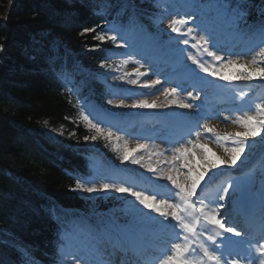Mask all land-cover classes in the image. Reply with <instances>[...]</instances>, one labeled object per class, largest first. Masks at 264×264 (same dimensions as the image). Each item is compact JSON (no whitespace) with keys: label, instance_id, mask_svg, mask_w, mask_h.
Masks as SVG:
<instances>
[{"label":"trees","instance_id":"16d2710c","mask_svg":"<svg viewBox=\"0 0 264 264\" xmlns=\"http://www.w3.org/2000/svg\"><path fill=\"white\" fill-rule=\"evenodd\" d=\"M128 1L149 26L153 2ZM241 3L245 23L264 16V0ZM120 9V0H0V264L23 259L10 244L44 264H64L45 223L48 206L101 210L122 197L71 190L67 171L83 167L81 148L106 149L107 139L86 125L48 69L61 55L49 52L66 48L97 72L113 44L93 37ZM85 28L96 32L81 35Z\"/></svg>","mask_w":264,"mask_h":264},{"label":"snow or ice","instance_id":"6c2138e0","mask_svg":"<svg viewBox=\"0 0 264 264\" xmlns=\"http://www.w3.org/2000/svg\"><path fill=\"white\" fill-rule=\"evenodd\" d=\"M213 7L217 12L218 18L231 29L232 35L241 36L246 44V48L241 53L228 54L227 59L220 54L219 39L215 29L203 28L200 24L194 23L196 17L193 15L176 16L173 15L168 20L167 27L172 33L183 39L175 40L168 38L170 44L189 45L198 52H202L211 58L210 62H204L189 55L188 59L192 64L196 65L201 72L209 76H216L220 80L226 81L228 84L233 83V79L242 81H252L259 79L264 81V24L247 32L241 31L239 28V20L242 13L233 8L229 0H214ZM164 19L163 16L158 17L156 22L160 23ZM96 32L95 28H85L81 35ZM101 43L106 40L112 41L117 48L127 47V42H119L122 40L119 33L109 29V31H101L94 37ZM178 51H183L178 49ZM251 55V59L240 63L245 56ZM105 63H101L100 67L104 68ZM111 67V65H108ZM140 67H143L141 64ZM245 69L238 73L234 78H230L222 74L224 68ZM137 69L136 76H144ZM185 78L193 81L204 83L198 77L194 70L186 69ZM124 79V77H120ZM136 84V79L127 81ZM159 79L152 80L151 86L159 84ZM144 86H149L145 82ZM165 97L171 96L173 99L168 101L169 104L174 103L176 107L181 109H190L193 107L191 103L176 99L178 95V86L165 88L163 90ZM192 99H198L199 94L193 97L192 93H188ZM247 95L245 92L238 93V98L244 100ZM109 104L114 103L113 100L108 101ZM117 107H130L133 109H150L164 107L155 101L149 103L147 100H135L130 105H126L123 99L120 100ZM242 115H238L234 123L243 128V132L218 134L215 129L209 127L207 123L199 125L205 133H212V137H208L211 142L224 147L223 142H230V147H224L227 159L216 156L206 143H201V132L195 131L196 140L183 139L178 141L179 146L171 149L172 156L170 160L163 161L168 165L164 171L159 168H153L151 163H142V157L138 159L132 156V164H140L146 167L149 172H158L162 179L167 180L173 188L175 200L170 201L168 198H158L155 193L149 194L142 190H134L131 186L115 183H97L95 181L77 179L75 188L72 191L81 193H97L108 192L109 190L121 194H127L134 198L143 209H148L151 213H156L162 220L149 216L142 211H138L134 205L131 206L132 213L142 220L151 221L160 233L170 235V239L165 240L166 245L160 256L149 255L146 248L137 247L132 244L124 246L114 242L110 236L96 235L91 239H81L75 234H68L65 237V245H72L86 252L90 259L88 264H114L111 257L119 253L125 256L129 252L133 254L135 260L131 264H264V190H262L259 205L254 200L248 198L243 191V182H229L226 187L216 186L213 189L206 182V177L211 180L209 173L217 169L220 165L234 167L241 160L242 155L253 145L249 143V137L260 136L264 132V101L254 103V111L252 109H241ZM252 112V114H250ZM81 119L88 125L90 129L95 130L99 136H103L109 142L115 137L116 141L123 139L122 136L116 135L110 128H101L94 123L89 116L81 112ZM227 119V117H226ZM47 122H45L46 124ZM191 134V130L190 133ZM92 140L97 136L90 137ZM89 137H85V140ZM129 148L127 141L123 146V155L120 157L121 163L129 158ZM132 152H149V156L157 157L158 161L164 156L162 151H149L147 143H137ZM186 169V171H185ZM204 183L202 187L201 184ZM163 187V186H161ZM200 189L199 193L197 189ZM230 190H232L230 192ZM235 196L234 207L243 211L244 222L243 227L237 226L230 217L222 215L221 210L225 208V204L219 203L225 201L226 198ZM175 223H172V222ZM80 231H83L82 229ZM91 235V234H89ZM237 237L241 239H232ZM244 244L248 245V251L245 255H241L237 249ZM65 245H62L65 246ZM256 256H252V251ZM78 264H85L83 259ZM121 264H130L126 259Z\"/></svg>","mask_w":264,"mask_h":264},{"label":"rangeland","instance_id":"374dc122","mask_svg":"<svg viewBox=\"0 0 264 264\" xmlns=\"http://www.w3.org/2000/svg\"><path fill=\"white\" fill-rule=\"evenodd\" d=\"M168 11H169V13H170V10H168ZM163 17H164V19H163L162 22H160V23H157V22H156V23H157V25L159 26V29L162 28V29H164V30H168V31H169L170 29H168L167 24H168V20L170 19V14H167V16L164 15ZM166 20H167V21H166ZM208 22L210 23L211 21L208 20ZM128 33H130V35L133 36V37H132V42H130L129 44H127V45H128L127 47H124L123 49L118 50L117 52L114 51L113 54L117 55V54H119V53H122V55H132V52L130 51V49H132V51H134V53L138 52V54H140V55H145V54L143 53V51H140V50H137V51H136V50L134 49V46H133V45H138V44L140 43V46L145 47V46H148V45H149V40H148L147 38H144V34H140L137 30L134 31L133 33H131V31H129ZM132 47H133V48H132ZM135 47H136V46H135ZM140 49H142V48H140ZM140 55H139V56H135V54H134L135 57H131V58L129 59V61L125 64V67H122L123 70H124L125 72H126V71L130 72V71H132V68L136 67V69L133 70V73L136 74L137 69H139V71L142 72V73H147L146 75H144L145 78H143V76H141V78L144 79L145 82L148 83V85H150L149 93L153 94L152 99H154V100H158L160 97H161V98H166V99H164V101H160V102L157 103V104H163V103H165V102L167 103L164 107H162V108L159 110L160 112H168V113H171V114H176L177 116H181V117L185 118L186 120L191 116V121H192L193 118L196 119V122H195L194 125H196V124L199 125L198 123H200V121H201V119H202L200 112L194 110L193 108H190V109H182V111H183L182 113H179V112H173V108H172L173 103H171V104L168 103V101H171L173 98H172L171 96H169V97H165V95H163V90H164L166 87H163V86H162V87H159V84H157L155 87L158 86V88H160V90H159V93H157V91H155L154 86H151V81H152L151 70H150L149 67H147V66H148L147 64H142V62H144V60H142V59L140 58ZM146 55H148V54H146ZM250 59H251V58H250ZM245 60H249V59L244 57V59H242V60L240 61V63H244ZM140 61H141V62H140ZM141 64L143 65V67H140ZM145 65H147V66H145ZM236 68H237V67H236ZM236 68H224V69H222L221 71L227 73V72H231L233 69H236ZM237 69H238V68H237ZM239 69L242 70V71H245V69H241V68H239ZM139 79H140V78H139ZM254 80H257V79H254ZM212 81H213V80H212ZM144 84H145V83H144ZM144 89H145V88H144ZM145 90L148 91L147 89H145ZM219 91L222 92V91H224V89H219ZM156 93H157V94H156ZM217 93H218V92H217V90H216V93H211V95L217 97V96H218ZM224 94L227 95L226 93H224ZM152 99H149V100H147V101H148V102H151ZM176 99H180V97L177 96ZM133 102H134V101H133ZM133 102H126V101H124V103H125L126 105H130V104L133 103ZM233 104H235V102H234ZM121 108H122V110H125V111L132 110V109H133V108H130V107H121ZM218 114H219L218 119L220 118V116H222V119H221L220 121H218V122H219L220 124H223L224 127H227L228 125H229L230 127H233V128L235 129V130H234V133H236V132H243V131H244L243 128L239 127L238 124L234 123V121L236 120L237 117H236V118H228V117L225 116V115H221V111L218 112ZM226 117H227V119H226ZM218 119H217V120H218ZM223 121H224V122H223ZM210 122H213V121H210ZM211 125H212V124H209V126H211ZM236 129H238V130H236ZM215 131H216V130H215ZM217 133H220V132H217ZM223 133H226V132H223ZM113 139H114V141H115V143H116V146L119 147V148L121 147V148L123 149L124 143H125V141H127V140H126L124 137H123V139H121L120 141H116V140H115V137H114ZM157 139H159V138H157ZM248 139L253 140V141H257V142H258V148H259V147L262 145V143L264 142V139H262V138L259 137V136H257V137H249ZM137 143H141V142H133V141L131 142V141H127V146H128V148H129V150L131 151V149H134V148L136 147ZM201 143H202V142H201ZM204 143H206L205 140H204ZM163 144H164V143L161 142V141H159V140H157V141H156L155 143H153V144H148V145H149V151H162V152H164V150H165V146H164ZM177 146H179V144L176 145V146H174V147H177ZM142 153H143V152H136V154H137V158H138V159H140L141 157L143 158V159H142V163H144V164H149V163H151V165H152L153 168H159V169H162V170H164V171L167 170L168 165H167L166 163H164L163 161L170 160V159H171V156H172L171 153H170V154H165V153H164V156H163L162 158H160L159 161H158L157 157H155V156L150 157V156H149V152H146L147 154H142ZM227 158H228V156H227V154H226V155H225V159H227ZM261 163H264V161H262ZM239 164H241V162H238V163H237V165H239ZM138 165L141 166L140 164H138ZM143 168H144L145 170H147L146 167H143ZM218 170H219V168L213 170L212 173H214L215 171H218ZM185 171H186V169H185ZM263 172H264V170H263ZM149 173H152V175H157V180H158V181H160V182H164V183H167V184H170V185H171V183H169L167 180L162 179V178L160 177V174H159L158 172H149ZM212 173H209V176H210ZM262 177H263V176L260 174V172H258V170L254 168L253 176H252V178H250V181H251L252 183L249 185V189H248V190H251V194L256 195L257 193H259V192L262 190V188H263V186H264V182H263V179H264V178H262ZM207 180H208V177H206V181H207ZM244 181L247 182V180H244ZM234 182H237V181H234ZM246 182H244V183H246ZM202 183H203V182H202ZM171 186H172V185H171ZM225 187H226V186H225ZM231 191H232V190H230V192H231ZM233 197H235V196H230L229 198H226V200H231ZM167 198H168V197H167ZM169 199H170V198H169ZM220 203H223V202L220 201ZM124 209H128V207H126V208H124ZM156 219H161V220H162L161 217H157ZM172 223H174V221H173Z\"/></svg>","mask_w":264,"mask_h":264},{"label":"bare ground","instance_id":"6f19581e","mask_svg":"<svg viewBox=\"0 0 264 264\" xmlns=\"http://www.w3.org/2000/svg\"><path fill=\"white\" fill-rule=\"evenodd\" d=\"M167 103L165 102V103H163V104H161V105H166ZM162 107H159V109H161ZM172 108H173V112H179V113H182L183 111H182V109L181 108H178V107H176V105L173 103V105H172ZM214 129L216 130V132H231V133H233L234 132V128L233 127H230V126H227V127H223V126H215L214 127ZM236 130H238V129H236ZM208 145V144H207ZM208 146H210V145H208ZM173 146H171V145H165V151H170V149L172 148ZM220 155L222 156V154L220 153ZM222 159H223V157H222ZM219 167H221V169H220V171L222 170V167H223V164L222 165H220ZM220 171H217V172H215L214 174H216V173H218V172H220ZM213 175V174H212ZM211 175V176H212ZM231 202L232 201H230V202H228V201H225V202H223V203H227V206H229L230 204H231ZM234 204V203H233ZM231 207H233V205H231ZM222 213H225V214H228V213H230V209L229 208H226L225 210H223L222 211ZM229 215V214H228Z\"/></svg>","mask_w":264,"mask_h":264}]
</instances>
